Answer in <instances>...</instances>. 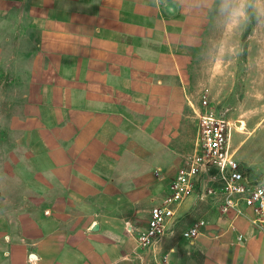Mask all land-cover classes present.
Listing matches in <instances>:
<instances>
[{
	"label": "crops",
	"instance_id": "1",
	"mask_svg": "<svg viewBox=\"0 0 264 264\" xmlns=\"http://www.w3.org/2000/svg\"><path fill=\"white\" fill-rule=\"evenodd\" d=\"M218 3L0 0L2 43L13 38L6 31L15 14L30 59L25 100L10 119L27 161L15 171L38 194L23 208L43 210L0 213V264H264V231L241 217L209 211L187 239L194 195L152 251L133 230L182 165L178 140L202 97L224 94L241 73L248 89L252 79L264 89V20L245 53L248 23L226 37Z\"/></svg>",
	"mask_w": 264,
	"mask_h": 264
},
{
	"label": "rangeland",
	"instance_id": "2",
	"mask_svg": "<svg viewBox=\"0 0 264 264\" xmlns=\"http://www.w3.org/2000/svg\"><path fill=\"white\" fill-rule=\"evenodd\" d=\"M17 18L15 14L12 15L10 30L6 31L9 36L13 37L9 39L10 44H3L2 38H0V46L6 50L0 57V99L2 101L0 104V213L13 214L15 217L24 213H33L38 216L43 210L35 212L34 208H23L26 197L38 194L34 189L27 188L22 184L25 180L23 172L15 171L19 160L25 164L27 161L24 156L26 155L25 150L17 144L20 133L13 131L10 126L11 117L20 112L25 100L30 65V59L22 57L20 38L15 35L16 30L19 29V18L18 20ZM258 24L259 21L257 22L256 17L252 15L242 38L245 53L248 51L251 35L259 30ZM3 32L5 30L0 28V35ZM246 58L245 56L244 59ZM241 62H243V58ZM244 76L243 73L230 75L227 92L224 94L213 92L212 95H206L214 107L219 110H229L228 117L237 127L240 121L247 123L248 129L245 132L232 131V148L237 149V159H243V156L246 155L256 163L253 166L245 163L253 177L264 176V171L259 170L260 166L264 165V89H260L261 86L257 79H252V81L258 82V85L254 82L255 85L248 89L244 84ZM196 130V117L194 116L190 122L186 123L183 135L178 140L179 143H182L180 149L182 165L188 163L192 158L196 145ZM237 147L240 148L239 151ZM256 169L258 171H255ZM203 179L204 177L195 187L196 194H192L196 198L195 206L191 210L194 221L204 219L209 211L211 213L218 212L215 198L205 195L201 190ZM191 215L187 218H190ZM187 218L182 220L180 227L186 224ZM138 222L142 225L141 219Z\"/></svg>",
	"mask_w": 264,
	"mask_h": 264
},
{
	"label": "built area",
	"instance_id": "3",
	"mask_svg": "<svg viewBox=\"0 0 264 264\" xmlns=\"http://www.w3.org/2000/svg\"><path fill=\"white\" fill-rule=\"evenodd\" d=\"M228 113V109L214 107L207 95L194 109L197 130L192 158L180 166L163 198L150 208L146 221L136 229L131 228L145 251H152L175 229L179 209L196 194L195 187L204 177L206 167L212 180L205 195L215 198L218 212L224 217L244 218L264 231V176L253 177L237 159V151L231 145L236 124ZM206 225L200 219L185 232V237L194 239Z\"/></svg>",
	"mask_w": 264,
	"mask_h": 264
},
{
	"label": "clouds",
	"instance_id": "4",
	"mask_svg": "<svg viewBox=\"0 0 264 264\" xmlns=\"http://www.w3.org/2000/svg\"><path fill=\"white\" fill-rule=\"evenodd\" d=\"M217 13L225 36H231L242 25L247 24L252 15L258 21L264 20V0H219ZM226 43V40L220 42V56L225 54ZM227 51L234 53L235 48H228ZM217 63L220 61L218 60Z\"/></svg>",
	"mask_w": 264,
	"mask_h": 264
},
{
	"label": "water",
	"instance_id": "5",
	"mask_svg": "<svg viewBox=\"0 0 264 264\" xmlns=\"http://www.w3.org/2000/svg\"><path fill=\"white\" fill-rule=\"evenodd\" d=\"M212 178H211V175L206 167L205 169V175H204V179H203V182H202V187H201V190L204 194L207 193L208 191V188H209V184L211 182ZM98 229V225L95 224L94 227L92 228L93 231H96ZM30 259H35V255L34 254H31L30 255Z\"/></svg>",
	"mask_w": 264,
	"mask_h": 264
},
{
	"label": "bare ground",
	"instance_id": "6",
	"mask_svg": "<svg viewBox=\"0 0 264 264\" xmlns=\"http://www.w3.org/2000/svg\"><path fill=\"white\" fill-rule=\"evenodd\" d=\"M246 129H247V124H246V122H244V121H240L239 123H238V127H237V125H236V127H235V131L237 132L238 130L240 131V132H245L246 131ZM241 134V133H240ZM243 134V133H242ZM231 145H232V136H231ZM236 151H237V149H235Z\"/></svg>",
	"mask_w": 264,
	"mask_h": 264
}]
</instances>
